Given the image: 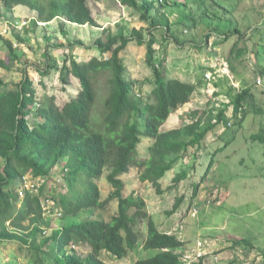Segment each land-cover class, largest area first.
<instances>
[{
    "label": "rangeland",
    "instance_id": "rangeland-1",
    "mask_svg": "<svg viewBox=\"0 0 264 264\" xmlns=\"http://www.w3.org/2000/svg\"><path fill=\"white\" fill-rule=\"evenodd\" d=\"M143 1L138 3L141 5ZM148 1L154 2V8L142 22L141 12L121 6L117 0H89L96 27L73 25L63 18H56L45 27L46 24L36 22V13L25 6L7 10L0 5V79L11 86L27 74L38 97H54L55 103L62 106L79 91L74 78H70L68 86L61 83L64 62L99 57L91 46L105 28L114 34L124 28L125 35L144 29L145 41L149 38L154 41V63L162 67L165 77L194 84L196 88L190 103L170 115L161 130L176 129L193 117L206 121L208 112L215 117L223 111L227 124L216 123L198 148H189L180 157L173 170L160 181L161 192L149 183L140 182L138 169L133 168L120 179L125 185L123 195L134 192L135 200L143 199L158 229L182 242L175 251L182 263L189 256L191 260L186 261H193L191 264L199 261L201 264H264V142L252 139L256 135L264 136V0ZM151 19L160 24L151 26ZM23 21L28 23L27 27L16 30L14 26ZM235 30L237 36L221 42L225 33ZM78 41L83 46H72ZM145 52L144 45L131 42L119 56L124 76L135 83L134 92L143 101L153 87ZM108 56L105 54L103 58ZM206 75L211 76L209 81ZM104 83L99 80V91L104 92L101 88ZM245 89H250V95L239 112L234 113L232 102ZM101 101L99 96L97 110L101 109ZM194 111L198 112L196 116H192ZM215 122L213 118L212 124ZM150 143V140L142 141L138 148L140 158L148 156ZM210 161L213 165L206 173ZM64 163L63 160L56 165L45 180L26 176L33 185L38 183L34 192L29 193L41 198L42 218L48 224L43 221L32 224L28 220L26 229H12L7 222L6 232L27 242L0 240V264H53V256L46 248L37 252L36 245L32 246V234L38 227L36 237L40 242L42 231L49 235L51 230L63 225L56 215L57 202L50 201L45 211L44 197L56 196L60 191L57 179L61 178ZM181 173L186 178L175 186L172 179ZM100 181V201H104L113 191L104 178ZM197 184L198 194L193 198ZM24 196L19 195V202ZM116 210V200L105 206L107 216L114 215ZM137 227L140 232L135 249L121 260L104 254L107 264H134L157 253L143 248L144 222ZM198 242H207L206 255L195 260ZM78 250L82 257L88 252L87 247Z\"/></svg>",
    "mask_w": 264,
    "mask_h": 264
},
{
    "label": "trees",
    "instance_id": "trees-1",
    "mask_svg": "<svg viewBox=\"0 0 264 264\" xmlns=\"http://www.w3.org/2000/svg\"><path fill=\"white\" fill-rule=\"evenodd\" d=\"M88 1L0 0V5L7 10L25 6L36 13V22L49 23L63 18L73 25L96 27ZM117 2L141 12L142 22L154 8V2L148 0L141 5L138 0ZM164 23L169 30L168 22ZM159 24V21L152 20L150 25ZM124 30L120 28L114 34L111 29H103V35L91 46L99 57L79 62L71 59L63 63L61 83L68 86L70 78H74L79 91L62 106L55 103L54 97H38L34 82L27 74L11 86L0 79V240L27 242L7 233L4 227L10 222L12 229H26V221L37 224L44 220L39 195H31L27 191L19 202L18 192L23 179L28 176L34 180H45L51 170L64 160L59 178L60 191L56 196L44 197L57 202L61 215L58 218L63 225L51 230L49 235L42 236L40 232V242L36 237L39 235L38 227L32 234V246L36 245L37 252L46 248L53 256V264H107L104 254L124 259L138 243L140 231L137 225L140 222L146 225L144 250H156L157 253L134 264H183L175 254L182 242L158 229L143 199L135 200L134 192L123 195L125 185L120 179L136 168L140 182L149 183L161 192L160 181L173 170L180 157L189 148H198L216 123L227 124L223 111L215 117L208 112L206 121L193 117L189 123L184 121L176 129L162 131L170 115L190 103L196 91L195 85L165 77L162 67L154 63V41L151 38L145 41L144 29L133 30L129 35H125ZM237 35V30L227 32L221 42L225 43ZM131 42L145 46V63L153 75V87L144 101L135 94V83L124 76V66L119 57ZM77 45L83 46V43L72 44L74 47ZM235 48L236 45L232 51ZM105 54L109 55L106 59L103 58ZM100 79L105 82L101 87L104 92L98 90ZM249 95L250 89L236 95L232 102L234 113L239 112ZM99 96L101 109L97 110ZM197 114L192 112V116ZM213 118L216 119L214 124ZM144 139L151 143L147 147L148 156L140 158L138 148ZM252 139L264 142L262 135ZM212 165L213 161H210L206 173ZM103 178L113 192L100 201L98 185ZM185 178V173L177 174L172 183L177 186ZM198 190L199 184L194 186L193 198ZM112 200L117 201V210L114 215L107 216L105 206ZM94 216L98 218L93 219ZM81 247L88 248L84 257L78 250ZM196 264H201V261Z\"/></svg>",
    "mask_w": 264,
    "mask_h": 264
},
{
    "label": "built area",
    "instance_id": "built-area-1",
    "mask_svg": "<svg viewBox=\"0 0 264 264\" xmlns=\"http://www.w3.org/2000/svg\"><path fill=\"white\" fill-rule=\"evenodd\" d=\"M27 22L26 21H23V22H20V23H18L16 26H14V28L16 29V30H22L23 28H26L27 27ZM38 24H40V23H38ZM12 27H13V25H12ZM4 33H6V31H4ZM211 79V76L210 75H206V80H210ZM259 82H260V80H259ZM28 177L26 178H24L23 179V184H22V187L20 188V190H19V192H18V194L21 196L22 194H24L25 195V192H34V189L36 188V186H38V183L36 182L35 184L36 185H33L31 182H29L28 181ZM57 181H58V185L60 186V184H61V180L60 179H57ZM51 200H46V207H44V210L46 211L47 210V206H48V204H49V202H50ZM51 209V208H50ZM50 212H51V210H50ZM50 212L48 211V214H50ZM54 215V214H53ZM57 217H60L61 215H60V213L59 212H57ZM43 234L44 235H46V231H44L43 232ZM205 245H207V242H198L197 243V245H196V250H195V260L196 259H202L205 255H206V253L204 252V247H205ZM186 260H191L190 259V257L189 256H186V258L183 260V264H191L190 263V261H186Z\"/></svg>",
    "mask_w": 264,
    "mask_h": 264
},
{
    "label": "crops",
    "instance_id": "crops-1",
    "mask_svg": "<svg viewBox=\"0 0 264 264\" xmlns=\"http://www.w3.org/2000/svg\"><path fill=\"white\" fill-rule=\"evenodd\" d=\"M44 24H46L45 25V27H46L47 25L51 24V22H49V23H41V25H43V26H44Z\"/></svg>",
    "mask_w": 264,
    "mask_h": 264
}]
</instances>
